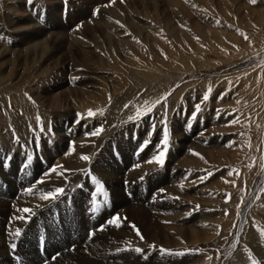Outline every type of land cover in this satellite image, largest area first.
Wrapping results in <instances>:
<instances>
[{
	"label": "rangeland",
	"instance_id": "1",
	"mask_svg": "<svg viewBox=\"0 0 264 264\" xmlns=\"http://www.w3.org/2000/svg\"><path fill=\"white\" fill-rule=\"evenodd\" d=\"M66 119L79 129L65 156L82 140L94 147L63 178L66 194L91 177L104 198L92 164L108 148L120 165L128 155L131 206L180 215L162 227L186 236L129 241L151 264H264V0H0V168L45 162Z\"/></svg>",
	"mask_w": 264,
	"mask_h": 264
},
{
	"label": "bare ground",
	"instance_id": "2",
	"mask_svg": "<svg viewBox=\"0 0 264 264\" xmlns=\"http://www.w3.org/2000/svg\"><path fill=\"white\" fill-rule=\"evenodd\" d=\"M61 99L63 100L62 97ZM56 117L62 118V115ZM67 121H69V129L70 127L72 129H66V132L56 137V142L59 144L58 148L55 145L52 149L46 148L48 154L44 156V165L43 163H38V159H32V162L29 161V172L26 171L27 169L19 171L17 167H11L9 171H4L5 169L2 170L0 168L1 175L4 172L8 174L6 176L2 175L5 179H0V264H151L148 255L137 253L134 248L130 247L129 241L135 234L137 235V231L134 232V228L131 226L132 221L137 219L136 222L138 224L141 223L138 226L141 230H139L141 236L158 241L163 240L162 238L166 239L165 229L168 230V228L162 227V223L164 221V223L179 221L180 218L178 219V217L180 215H173L169 219L170 216H166L163 211L159 213V211L155 214L157 218H151L149 212L145 210L146 205L145 209L131 206L132 201L129 200L126 194L128 190L123 187L126 184V180H129L127 177V169L129 167L126 159L124 160V157L127 158V154H119L121 158L123 157L120 165L119 161L117 162V159L112 156L111 150L105 148L100 156L97 157L96 162L92 164L93 170L98 175L97 177H99V180L101 179L102 186L106 188L103 191L104 198H97L100 204L98 211L94 207L95 204L91 203L92 200H90L95 195L94 190L90 193L93 189L91 185H95V182L91 181V177L89 178L91 182L88 179L85 180L83 186L71 193L66 194L63 192L50 199L41 198L44 194L55 193L56 189L64 187L65 177L77 173L79 169L88 165L93 157L94 147L89 146L90 141L88 142L87 140L80 141L73 148V153L70 156H65L68 152H64L67 148V144L65 145L64 143L72 139L74 132L76 133L77 129H79V127L72 125L71 119L62 120V125L66 124ZM122 137L121 140L123 139ZM118 140L120 142V139ZM182 140L194 142L192 147L199 149L196 142H200L201 139L192 138V135H190L182 138ZM59 148L60 150H58ZM82 156H88L89 159L87 161L83 160L81 159ZM57 158L61 159L58 162L59 167L57 170L52 171L50 166L56 163ZM112 158L116 163L111 162ZM2 164L0 160V167H2ZM11 164L13 166L14 163ZM140 171L142 170L140 169ZM40 175H49L48 182H38V176ZM131 177L133 176L131 175ZM101 184L99 185L100 187ZM87 188L90 190L87 191ZM99 189L97 190L98 193H100ZM98 196L100 197V195ZM25 208L30 211L23 212L22 210ZM117 214L121 218L119 227L108 223ZM101 228L103 230H99ZM169 228L168 231L175 235L178 234V236L179 233L183 236L188 234L179 225L173 224ZM17 230L20 232L19 236H16ZM199 232L195 231L193 235L199 236ZM202 232L204 233V230ZM20 238H28V242ZM255 251L257 252L256 249ZM20 255L25 258L18 260L17 257ZM262 257L264 256L262 255Z\"/></svg>",
	"mask_w": 264,
	"mask_h": 264
},
{
	"label": "snow or ice",
	"instance_id": "3",
	"mask_svg": "<svg viewBox=\"0 0 264 264\" xmlns=\"http://www.w3.org/2000/svg\"><path fill=\"white\" fill-rule=\"evenodd\" d=\"M29 2H31V0H29ZM111 2H114V0H111ZM251 3H255V0H250ZM97 13H98V10H97ZM210 91V90H209ZM209 99V96L208 95H205L203 97V100L207 101ZM200 110V107L199 105L196 106V111L193 113V116L191 117V120H195V117H196V114L199 112ZM93 113L91 112V110L89 111V115H92ZM188 127L191 128V123L188 124ZM41 130H43L42 126H41ZM98 131L100 130H95L91 133H89V135H92V136H95L98 134ZM169 142V132H168V129H167V126H166V121H165V128H164V131H163V141H162V144H163V147H164V150L161 151L159 153V155L155 158L156 160V163L160 164L161 166H163V163H164V154L165 152L167 151V144ZM147 143V142H146ZM146 146V144H145ZM142 150V149H141ZM195 154V153H194ZM198 155V154H197ZM81 159L83 160H88L89 157L88 156H82ZM29 160H31V157H29ZM151 162V161H150ZM52 171H55V169H52ZM231 175V173H229ZM143 179V177L141 178ZM201 180L204 179V177H200ZM96 182V181H94ZM98 183V182H96ZM31 191V190H29ZM64 192V189L63 188H58L56 189L55 193H48V194H44L42 195V199H50V198H55L56 195L58 194H62ZM174 199H179V197H174ZM23 212H29L30 210L25 208L22 210ZM93 211H95V209H93ZM108 223H111V224H114L115 226L119 227L120 226V223H121V218L119 217V215L117 214L115 217H113L112 219H110L108 221ZM135 227V226H133ZM99 230H103V228L99 229ZM20 235V232L19 230H17L16 232V236H19ZM137 235H140L139 231L137 230ZM142 238V237H141ZM15 247V246H13ZM134 251H136L137 253H140V254H143V250L140 249V248H136L134 249ZM161 253H164V254H167L169 250H166V249H160Z\"/></svg>",
	"mask_w": 264,
	"mask_h": 264
}]
</instances>
